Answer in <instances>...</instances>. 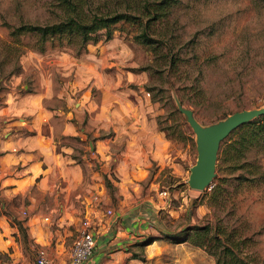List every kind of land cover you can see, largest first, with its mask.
<instances>
[{
  "label": "rangeland",
  "instance_id": "374dc122",
  "mask_svg": "<svg viewBox=\"0 0 264 264\" xmlns=\"http://www.w3.org/2000/svg\"><path fill=\"white\" fill-rule=\"evenodd\" d=\"M53 10L52 0H0V95L15 86L17 78L16 90L22 91L24 84L29 88L38 85L43 74L56 88L58 84L64 86L72 108L74 102L83 99L81 106L86 113L89 104L103 110L104 106L119 109L131 103L136 110L146 111L165 141L162 158L151 160L148 176L139 181L141 198L136 199L151 204L144 235L154 239L143 247L132 244L129 257L117 260V264H129L130 257V264H217L203 248L181 240L184 235L177 239L161 234L182 225L202 224L207 217L235 226L236 235L245 234L264 262V148L251 150L246 164L236 171L223 170L227 180L223 205L210 207L206 193L212 183L203 190L188 184L197 154L195 133L176 104L179 101L191 109L202 125L264 105V0H181L156 26L157 32L170 38V46L157 50L134 38L139 26L133 23H118L110 39L90 42L79 52L75 46L57 43H47L45 51L38 52L31 46L33 38L25 36L20 43L27 46L16 58L19 69L5 76L1 61L8 45L15 43L8 24L43 23L55 18ZM25 67L28 74L23 73ZM112 134L111 129H105L98 137ZM125 138L124 134L120 137L121 141ZM88 139L81 143L72 140L71 155L90 160L89 170L98 172L94 190L97 199H93L96 207L104 209L109 201L114 215V209L122 206L119 199L125 195L130 199L129 191L136 193V187L124 182L117 168L118 160L129 157L130 152L116 141L109 147L111 157L107 162L99 160L92 157L95 139H91L92 145ZM146 195L150 199L142 201ZM131 202L136 207L137 203ZM85 210L71 220L65 242H19L24 252L33 256L39 249H46L55 257L56 246L61 244L70 250L81 219L87 213L91 215L90 208ZM14 221L20 237L26 239L24 226Z\"/></svg>",
  "mask_w": 264,
  "mask_h": 264
},
{
  "label": "crops",
  "instance_id": "0c3cea01",
  "mask_svg": "<svg viewBox=\"0 0 264 264\" xmlns=\"http://www.w3.org/2000/svg\"><path fill=\"white\" fill-rule=\"evenodd\" d=\"M23 73L28 74V68ZM18 81L0 95V260L33 258L35 254L27 255L19 242H65L71 220L84 208H90L95 218L96 246L87 264H117V260L128 258V248L147 231L145 216L151 205L144 201L150 199L148 195L142 198L144 202L136 200L141 196L137 192L139 181L148 176L151 160L163 156L165 141L156 122L131 103L119 109L104 106L103 110L89 104L86 113L80 99L72 108L64 86L58 84L56 88L43 74L38 85L29 88L24 84L22 91L16 90ZM105 129L113 134L99 138L98 133ZM123 134L126 138L121 141ZM87 138L89 144L95 139L92 157L99 160L107 162L111 157L109 147L116 141L130 152L129 157L118 160L117 168L122 180L136 187V193L129 191L130 199L126 195L119 199L122 206L114 209V215L96 207L93 199L98 172L89 170L90 160L71 155L72 140L81 143ZM132 200L136 207L131 206ZM14 220L24 226L26 239L20 237ZM45 251L54 263L69 256L62 244L56 246L55 257ZM132 261L130 257L128 263Z\"/></svg>",
  "mask_w": 264,
  "mask_h": 264
},
{
  "label": "trees",
  "instance_id": "16d2710c",
  "mask_svg": "<svg viewBox=\"0 0 264 264\" xmlns=\"http://www.w3.org/2000/svg\"><path fill=\"white\" fill-rule=\"evenodd\" d=\"M54 2V19L39 22H20L9 25V34L15 39L14 45H8L1 61V70L5 76L14 74L19 67L16 58L24 53L22 38L31 36V45L38 52H44L47 43L72 45L77 52L88 43H96L112 37L118 23H133L139 26L134 38L153 50L168 47L170 38L166 33L157 32V24L162 23L172 13L181 0H52ZM171 63H173L171 61ZM9 65L10 68H7ZM11 65V66H10ZM6 67V69H5ZM259 107V106H257ZM160 130H164L160 127ZM169 133H166L168 136ZM264 148V115L243 123L221 141L216 176L211 190L206 193V203L211 207L223 205V193L227 180L222 172L230 168L231 172L243 167L253 149ZM239 175V174H238ZM239 176H237L238 178ZM253 175L252 178H255ZM106 185L110 184L105 178ZM229 222H218L207 217L205 222L197 225H182L172 231L161 234L177 238L203 248L214 257L217 264H264L256 255L253 243ZM154 238L150 234L141 236L136 245L141 247ZM136 254H134L135 256Z\"/></svg>",
  "mask_w": 264,
  "mask_h": 264
},
{
  "label": "water",
  "instance_id": "95a60500",
  "mask_svg": "<svg viewBox=\"0 0 264 264\" xmlns=\"http://www.w3.org/2000/svg\"><path fill=\"white\" fill-rule=\"evenodd\" d=\"M176 104L195 133L197 154L194 164L190 167L188 184L193 189L203 190L211 185L216 176V164L221 141L241 124L264 115V105L251 109H241L215 123L202 125L195 118L191 109L183 107L179 101H176Z\"/></svg>",
  "mask_w": 264,
  "mask_h": 264
},
{
  "label": "built area",
  "instance_id": "2783aa9c",
  "mask_svg": "<svg viewBox=\"0 0 264 264\" xmlns=\"http://www.w3.org/2000/svg\"><path fill=\"white\" fill-rule=\"evenodd\" d=\"M164 193L166 192H161V194ZM95 199H97V197H95ZM104 213L109 216L112 215V208L105 207ZM91 220L92 218L89 214H85L81 219L78 234L75 237L69 250V256L62 262L54 263L47 256L45 250L39 249L33 258L26 261H0V264H87L96 246L94 224Z\"/></svg>",
  "mask_w": 264,
  "mask_h": 264
}]
</instances>
